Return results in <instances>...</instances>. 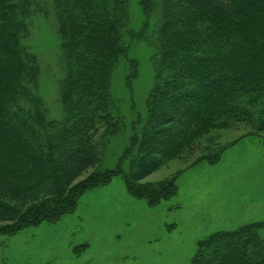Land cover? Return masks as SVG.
Listing matches in <instances>:
<instances>
[{
  "label": "trees",
  "instance_id": "16d2710c",
  "mask_svg": "<svg viewBox=\"0 0 264 264\" xmlns=\"http://www.w3.org/2000/svg\"><path fill=\"white\" fill-rule=\"evenodd\" d=\"M128 2L52 0L64 75L63 114L51 117L36 92L38 57L25 42L31 0H0V221L15 222L12 233L55 223L86 190L110 180L98 174L77 181L100 162L111 135L129 127L111 91L112 68L129 50L118 32ZM139 2L143 26L126 33L152 48L154 78L145 122L138 113L131 123L119 163L127 166L118 170L131 195H156L155 204L164 189L156 194L136 182L182 150L193 151L192 140L216 120L253 123L252 103L264 93V0H176L183 9L172 0ZM155 133L160 145L148 150ZM222 152L198 160L215 164ZM263 224L211 233L192 264H264L257 232Z\"/></svg>",
  "mask_w": 264,
  "mask_h": 264
},
{
  "label": "rangeland",
  "instance_id": "374dc122",
  "mask_svg": "<svg viewBox=\"0 0 264 264\" xmlns=\"http://www.w3.org/2000/svg\"><path fill=\"white\" fill-rule=\"evenodd\" d=\"M172 2L184 8L176 0ZM31 4L25 42L41 68L36 92L43 98L48 115L57 117L63 114L59 94L64 66L56 12L52 0H31ZM126 9L118 32H124L122 39L129 50L112 68L111 91L120 101L129 127L121 125L117 136L111 135L100 162L77 181L98 174L111 178L86 190L78 197L75 210L55 223L43 222L12 233L16 223L0 221V264H192L201 242L211 233L264 223L263 92L251 106L253 123L216 120L207 133L192 140L193 151L182 150L180 156L162 161L135 183L142 188L156 187V194L164 189V198L154 204L156 195L137 197L127 191L118 170L126 168L127 160L124 166L119 163L138 113L145 122L144 103L153 84L154 68L152 48L134 39V33H126L143 26L142 5L139 0H129ZM105 129L103 126L100 131L105 132L100 137L103 142L108 138ZM160 142L161 137L153 134L148 150ZM221 150L215 164L198 160ZM257 232L264 241V224Z\"/></svg>",
  "mask_w": 264,
  "mask_h": 264
}]
</instances>
